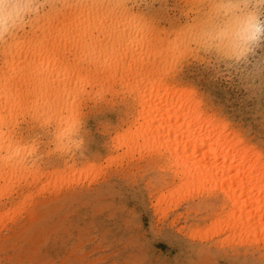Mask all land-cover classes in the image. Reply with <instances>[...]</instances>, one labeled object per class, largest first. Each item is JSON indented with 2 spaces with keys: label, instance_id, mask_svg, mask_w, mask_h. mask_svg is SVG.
Masks as SVG:
<instances>
[{
  "label": "rangeland",
  "instance_id": "rangeland-1",
  "mask_svg": "<svg viewBox=\"0 0 264 264\" xmlns=\"http://www.w3.org/2000/svg\"><path fill=\"white\" fill-rule=\"evenodd\" d=\"M45 2L48 6L43 14H47L48 12V16L54 18L60 10L59 16H57L64 21V23H62L60 20L63 25L66 20V24H70V19L72 20L71 23L73 25L76 23L75 21L73 23L72 18H79L80 15H83L80 14L79 16H73L74 12L79 10L78 8H81L80 10L83 11L82 13H86V16L83 15L86 19L87 12L84 10L88 11L89 9L86 7L91 5L93 13L94 10L95 13H99L97 18L99 20L102 19L101 24L103 26L105 25L104 27H106V29L108 27L106 30L103 26L94 23L95 26L97 25L96 28L99 29L92 27V35L96 37L97 35L95 34H100L102 30L101 27H103V29L106 30V32L102 30V32L104 31L103 38L106 37L107 41L102 38L103 33L101 35L98 34V38L100 37L102 40H105V42H108V40L111 39L109 34H114L111 36L113 39L110 40L113 41L115 46L114 49H118L116 45L118 46V44H120V47L124 42L125 45L129 43L127 48L133 46L134 39L137 37L141 39L140 37L142 34V41L144 40L146 42L148 41V44L150 43L149 45L146 44V47H148L146 49L155 50V53H157H154L156 56L152 54L151 56H154L148 58V61L152 60L154 63L152 61L148 62L147 60L145 62L146 64L143 63L141 72L144 73L143 75L145 76L148 74L145 68L148 69V66H150L151 63L156 65L157 62L162 61L160 65L163 64V60H165L163 57L165 55V48L168 50V47L165 46L172 43L171 46L174 45L172 48H175V43H173L175 42V38L182 37L183 33L181 27L192 19L190 14L193 12L194 6L199 4L201 0H69L77 10L74 7L73 10V8H71L72 6L70 7L71 9H68V5L66 6V4H69L68 0H45ZM76 2L77 5L75 6ZM88 3L91 4L88 5ZM81 5L84 10H82L83 8ZM65 8L67 9L65 10ZM68 10H73V13L72 11L68 12ZM61 11L63 14L71 16H65V19H63L64 15H62ZM49 12L50 14H54L55 12V16L49 15ZM101 13L105 15L102 16ZM60 14L63 16L62 18L60 17ZM49 18L51 19V17L47 18L48 21H45L46 19L41 18V16L35 18L33 20L34 23L32 22L26 30L21 31L19 35H17L18 37L14 36L7 43L0 44V66L2 65L1 67L3 70L6 68L5 64L7 63L15 62L11 65L9 64L10 66H15L14 64H16L17 61H20L17 64L19 65L22 62L24 65V63L26 64L31 60V57L33 58L32 53L34 54V52L28 50L30 46V37H32L33 42L36 41L34 44L37 43L39 45L40 39L48 34V31L52 29V27L54 30L51 35L53 36L54 34V36L58 37V34H55V32L61 28L59 27L60 24L56 23V20L59 22V19L54 18L55 20L52 19V21ZM78 18H74V20H77ZM97 18H95L96 21L98 20ZM43 19H45L43 21L45 25L47 24L46 26L43 24L44 28L42 27ZM82 19L80 21H83L82 23H84V20ZM49 22H52L53 24L51 23V25H49ZM78 23L80 22L77 21V24ZM109 23L110 25H108ZM54 24H57V27H59L58 30L56 29V26H53ZM94 24H92V26ZM36 25L38 27L40 26L42 30L46 27L45 30L48 31L46 32L44 30V32L41 33L40 31H37L41 29ZM48 25L49 27H47ZM133 25H135V28L132 27ZM136 26L138 28H136ZM115 27L117 29H115ZM94 28L98 31L94 30ZM128 28H130V34H128ZM141 28L144 31L146 30V33L141 31ZM31 30L39 35L35 36L33 33L31 34ZM135 30L141 32H138L136 35ZM123 31L128 36L124 34V37ZM56 33H61V30ZM41 34L45 35H42L41 37ZM115 35H118V37ZM120 35H122V39L126 38V40H118ZM27 37H29L28 40H25ZM108 37L109 39H107ZM22 38L23 42L27 41L25 42V44L28 43L27 45H23V42H19L22 45L19 43L15 44L17 39L18 41L20 39V41H22ZM98 38L96 37L95 39L97 40ZM129 38L133 40L130 42ZM92 39L94 38L92 37ZM154 39V43L158 47L153 43ZM118 41L121 43H118ZM144 41L142 43L140 42L141 44H144L141 46V49L145 47ZM135 42L139 43L138 41ZM10 43H13V45ZM34 44H32L33 47H39L37 44ZM20 46L23 47L21 49L22 51H20L21 55L16 51ZM124 46H122V48ZM151 46L153 48H151ZM3 48L4 50L6 49L5 52H7V54L5 52V54L2 53L4 51L2 50ZM124 48L126 49V46ZM24 49H27L30 53ZM36 49L38 50L40 47ZM139 49L140 48H138V50ZM144 49L145 48H143V50ZM12 50L16 51L18 55L12 53L14 52ZM126 50H123V52ZM138 50H134L135 52L133 51V53L140 56V54L138 55ZM169 50L170 51H167L168 53H166L167 55L165 56H169L168 58L171 59L169 55L171 49ZM174 50L171 54L172 62H168L170 60L166 58L168 60H166V63H171V66H175H173V68L168 64H163L164 66H161L162 69L166 66H169L172 69L169 68V72H166L167 74L169 73L168 76L170 77L166 76L167 74L164 73V80L161 89L174 84L179 88L183 87L193 90L196 95H194L195 100H200L198 102H201L200 104L204 111L214 115L215 119L223 120V122L227 124V132L231 133V131H233L232 133H236V136L242 139L245 144L247 143L249 147L259 151L264 160V43H261L260 47L255 50L254 54L248 57L246 62H241L235 65H228L224 62H220L214 55H206L202 52L189 55L181 60L180 52L176 51L178 48H175ZM136 55L133 57L137 59ZM175 57L176 59L174 60ZM4 59L6 62L3 61ZM154 60L158 61L155 62ZM137 62L139 64H136ZM140 63L141 61L137 60L135 62L137 66H139ZM36 65L38 67V63ZM120 65L121 64H116L117 68ZM136 65L134 66L136 67ZM8 66L5 69V71L8 70L6 71L7 74L0 69V75H8L10 69ZM20 66L22 65H19L18 67L20 68ZM117 68L114 67V69H116L115 74L117 77L119 76V79L121 78L120 80H122H117L118 78L116 77L117 84H120L121 82L124 83V80L120 77V75L123 76L124 74L122 75L123 72L118 74L121 70L120 67V71H118ZM20 70H22L20 73L25 75L23 74L25 73V67L20 68ZM133 70L135 71L136 69L134 68ZM104 72L102 77L105 76L106 78L103 77L102 79L101 77L98 79L99 81L94 79L97 75L94 74L96 72L93 73L95 75L94 77L92 75L94 82L97 81L96 83L98 85H95L92 79V92L90 91L91 88L87 89L89 92L84 95L80 103L79 109L76 112V117L74 116L75 121L72 119L71 124L69 125L72 131H67L69 133L64 131L65 134L63 132L64 135H62V137L57 136L56 133L58 130L56 128L53 129L54 125L56 126V123H51L52 120L50 121L49 119L50 122L48 121V124L45 120L40 121V119H44V117L47 119L46 116L39 111V103H42L43 105L42 100L40 102L39 99L41 97V91H39V89L41 90V88L37 87V83L35 84L36 86L31 84L32 81L29 75V77L26 76V78H29L28 81L30 80L29 83L24 76H21L22 78H25L22 79L18 75L16 78L19 82L17 81V83H20V80L22 79L20 85L14 81L10 84L11 86L9 85L8 87L10 89L8 93L11 92L10 94L13 95L18 92L17 90H19V93L23 90L21 91L22 94L17 93L16 97L15 95L13 96L15 99H18V97L21 98V95L24 96V99L19 98V101L17 100L18 104L15 103V100V102L12 100V103L9 102L10 104H7L8 99L4 94V97H6V103L3 102L5 99H2V105H8V111L5 112L10 113L12 117L11 119L13 120L10 121V124L9 122L6 123L5 120V124L7 125L6 127H4L5 124L0 126V135H4L5 139L7 137L9 140L13 139L12 141L14 143L15 139L20 140L21 145L18 141L15 144H11V140V142H9L8 139H6L8 140L6 141L0 136V141H2L0 143V153L3 154L5 148L6 150L9 149V151H11L15 146L14 149L23 150V156L28 160L26 161L23 159L25 167L29 165V167L34 168L37 165L38 169L42 168L37 173H43L46 176H37L38 174L36 175V173L28 174V171H30L29 169L31 168L26 169V167V170H23L20 169V167H17V170L16 168L15 170L18 172L20 169L21 172H18L19 175H17V172L12 173V177L13 174H15L14 177L16 179L13 178L15 179V184L11 179H9L10 183L7 182V178L2 179L3 181L6 180L5 182H7L6 184L8 185V187H6V184L3 186L5 182L3 183V181L1 182L0 180V184L3 183L2 186H0L8 188V190L6 188V190L4 189L6 192H4L3 188L0 190V264H264V251L261 248L260 242L253 245L248 244L249 242L246 241L247 243L245 242L242 245V240L237 238L230 239L231 241L229 240L230 242L228 241V243L225 242V240L223 241V237L226 233H221L216 236L206 235L209 233L208 226H210V228L212 226L210 224L214 220L215 213L219 212L220 207L224 205L219 193L214 195L210 193V190L208 191L209 193L205 192V190L207 191V188H205V190L204 188H200L197 190L198 192H192V195L190 193L187 195L185 194L187 196H185L186 198L189 196L188 199L181 198L183 200H180L171 196L173 199L177 200L174 202L172 201V204L176 202L173 206L170 204L172 198L169 197L170 195H166V192H169V189H172L171 187L174 186L170 174L167 170H160L165 169L163 168L164 164L161 163V161H158L155 155H151L152 158H150L149 154H152L153 152L150 153L151 149L149 148L148 150V147L143 145L145 144L144 141L142 139L138 140L139 142L137 141V146L135 145L137 148L128 151H123L126 148L125 146L119 145V142L122 140L119 141L118 137H115V140H117L114 141V136L123 135L124 133L126 136H130L135 133V130H138L139 126L137 127V122L134 121V118H139L140 115L142 117L144 116L142 114L146 113H143L145 111L140 113L141 110L139 109L141 108L138 107L135 99V89L138 87L135 86L136 88H132L134 87V84L131 85L133 91L128 94V92H130L129 90H131L129 89L130 87L127 92V89H125L127 87L124 86V84L119 85L123 86V88L116 84L115 87L112 86L115 89L113 88V90L111 88V91H113L110 92V88H106L108 87L107 75H109V73H106V75ZM135 74L137 73L135 72ZM135 74L133 72L131 73V81L133 83L136 82H134V76H137ZM152 77L157 79L156 75H149L148 78H146L148 83L149 80H152L153 82L154 79ZM123 78L125 77L123 76ZM23 80H25L27 84H24L25 82ZM105 80L107 82H105ZM135 80L138 81V78L136 77ZM146 80L140 83V87H142L140 90H149L147 87L150 83H147L148 85L145 83L146 85L144 86H146V89L141 86ZM98 82H102V84H100L103 87L100 86ZM14 83L17 87H13ZM93 85L99 88L96 89ZM100 88L103 90L106 88V92H104V90L99 93L100 95L97 94V92L100 91ZM148 88H151V86ZM13 89H15L14 92ZM95 89L97 91L95 92L96 94L93 93ZM120 89H122V91ZM35 90L39 95L34 94ZM27 91L30 92V95ZM32 94L39 97L34 96L35 98H38L37 103L35 102L37 98L32 100ZM53 94L52 96L50 95V100H53V96L56 98L55 95L57 94ZM153 94L155 93L153 92ZM26 96L29 98L31 97L30 99L27 98L30 102L26 100ZM154 98L152 101L153 103L157 101V98ZM22 99L24 101H22ZM31 100L33 102H31ZM25 101L28 105L25 104ZM19 102L24 103H21L20 106ZM35 103L37 104V107H39L38 111L35 113L37 117L33 114L32 109L34 108V110H37L34 106ZM23 104L25 106H23ZM154 105L155 104L152 106L156 107V105ZM152 106L145 108L147 114L149 113L148 111H151L153 108ZM8 107L11 109H8ZM19 107L20 109H18ZM137 113L140 114L137 115ZM27 114L28 116H26ZM147 114L145 116H148ZM3 116H5L4 119L9 120V114L4 113ZM34 119L35 121L37 120L36 123L38 124L35 123ZM144 119L146 120L147 117ZM73 121L74 123H72ZM141 122L144 123V121ZM40 123L41 125H39ZM45 123L46 125H44ZM72 124L77 128L71 126ZM61 126L64 128L63 125ZM134 126L136 129H134ZM131 130H134L135 132H131ZM74 132H76L74 139H77L75 141L71 138L72 133ZM9 135L11 138H9ZM70 141L72 143H70ZM117 141L119 144H116ZM5 143L9 144L7 145L8 147L5 146ZM1 144H4L5 148L3 150ZM29 144L30 147L33 145L32 147L34 148L35 153L31 152L32 147L30 148ZM60 144L62 145V150L60 147H57ZM71 144V148L67 151ZM117 145H119V147ZM138 146L143 148H138ZM55 147L58 148V150ZM24 148L27 149L24 150ZM63 148L65 154H63ZM28 149H30V153L28 152ZM49 149L52 150L53 155ZM47 152L48 154H46ZM27 153L35 155H33V157ZM121 154L122 156H120ZM118 156L120 157L118 158ZM113 161L116 162L113 163ZM32 162H34V165L31 164ZM63 164L66 166L74 164V166L71 165V168L68 166V169L65 171L66 166ZM83 167L84 169H82ZM85 168L89 171L92 170L88 172ZM7 169L8 168H5V172ZM23 172L28 176L24 175ZM20 173L23 174L21 177ZM59 173L62 177L59 176ZM50 175L52 177H50ZM24 178H26L27 181H25ZM52 179L55 180L53 181ZM11 181L13 182L12 185ZM46 183L48 190L46 189ZM11 187L14 190L10 189ZM55 189L60 192H57ZM161 193L165 195L166 200H162L163 202L158 205L157 201H160L159 198L161 196V198H164ZM158 195L160 197H158ZM155 200H157L156 203ZM168 200L169 204L166 202ZM160 205L161 207H159ZM167 205H170V207L168 208ZM191 230L193 232H201L202 235L197 232L196 233L200 236L196 233L195 235ZM190 231L192 233H190ZM202 231L207 233L204 234ZM204 235L206 237H203ZM244 241L245 240H243V242Z\"/></svg>",
  "mask_w": 264,
  "mask_h": 264
},
{
  "label": "bare ground",
  "instance_id": "bare-ground-1",
  "mask_svg": "<svg viewBox=\"0 0 264 264\" xmlns=\"http://www.w3.org/2000/svg\"><path fill=\"white\" fill-rule=\"evenodd\" d=\"M75 1H77V0H75ZM68 2H69V0H68ZM69 4H71V3L69 2ZM69 4H66V6L68 5V7H69L68 9H71L74 7L73 4H71V5H69ZM90 4L91 3H88V5H90ZM76 5H77V2L75 4V6ZM79 6H80V4H79ZM74 8H73V10H74ZM82 8H83V6H82ZM86 8H88L89 10L87 11V10H84V8L82 9V10L87 12L86 19L83 16V15L86 16V13L85 12H84L85 14L82 13L83 11L80 10L81 8H78L79 10H77V8H75L77 11L74 12L75 15L73 14V16H79L80 14H83V15H80L79 18L72 16L73 17L72 18L73 23H74V21L76 22L74 24L75 26L71 23L72 20L70 18L69 19L71 22H69V19H68V22L70 24H66L67 20L65 21L64 25L61 24V22L64 23V21H62L61 19L58 18L60 10H59V13L57 11L58 14L56 13L58 16L57 15L55 16V12H54V14L53 13L50 14V12H49V15H54L55 16L54 18L59 19V22L56 20V23L60 24L59 27H61V28L59 30H61V33L62 32L63 33L62 34L56 33L59 31L58 30L59 27H57V24H54L53 26H56V29L58 30L55 32V34H58V37L54 36V34H53V36L51 35L53 33V30H54L53 27L49 31L45 30L46 29V27H45L44 30L46 32L48 31V34H46V35L41 34V37H42V35H45V36H43V38L40 39L39 45L36 43L40 47V49H38V50L36 48H39V47H36V46L33 47L32 46V44H34L36 41L33 42V39H32V37H30V35L33 33L36 36L37 34L34 33L35 32L34 29H33L34 32H33V30H31L32 32L29 35L30 38L27 37V38H25V40L26 39L28 40V38L30 39V41H29L30 46H29V49L28 48L27 49L29 51L32 50L34 52V54L32 53L33 58L31 57V60L29 62L26 61L27 63L26 64L24 63V65L22 62L19 64V65H22V66H20V68L25 67V73H23L25 75H22L20 73V71H22V70H20V68L18 67L19 65L17 64L20 61H17L16 64H14L15 66H10L11 64H13L15 62L5 64L6 68L10 64L8 66V68H10V69H9V73L7 76H4V74L0 75V95L3 94V95H1V97L2 96L3 97L2 98L0 97V126H3L5 124V120H6V123L9 122V124H10V121L13 120V119H11L12 118L11 114L6 113L8 111L7 110L8 105L4 104V106H6V107H4L2 105V99L4 100L7 97V99H8L7 104L9 102L12 103L11 102L12 100H13V102L16 101L15 103H17V100L19 101L20 97H18V99H15V97H16L17 93L22 94L21 91H23V90H21L19 93V90H17L18 92L17 93L15 92L16 94H14L15 97L13 98L14 95L10 94L11 92L8 93V91L10 90L8 88L9 85L11 83H13L14 81H15V83H17L18 79L16 77L18 75L20 78H22L23 76L26 78V76L29 75L31 77L30 79L32 81L31 84L35 85L37 83L36 84L37 87L41 88V90L39 89V91H41L40 92L41 97L39 98L37 95H34V94H38V93H36V90H35V93L33 92L34 94H32V97H33L32 100H35L38 97L40 99V102H41V100L43 102V105H42V103L41 104L39 103V105H40V108H39V107H37V104H36L38 101V98L36 99V101H35L36 105L34 104V106L36 107L37 110H34V108H32L33 114L36 115L35 113H36V111H38V108H39L40 113H42L48 119L47 120L44 117V119H40V121L45 120V121H47V124H48L49 119H50V121L52 120L51 123L52 122L56 123V126L54 125L53 129L56 128L58 130L56 133L57 136L62 137V135H64L65 132L69 133L70 131H72V129L69 125L71 124L72 119H74V121H75L76 112L79 109L80 103H81L84 95L89 92V91H87V89L91 88L90 91L92 92V84H93L92 79H93V77L97 74L94 79L95 80L97 79V81H99L98 79L101 78L102 75H104L103 74L104 71H105L104 72L105 74L109 73V75L106 74L108 76L107 77L108 80L106 79L108 82L105 80V82H107L109 85L107 84L108 87H106V86H104V87L110 88L109 91L112 92L115 89L114 88L115 85L117 84V81L115 79L117 77L115 74L116 69H114V67L117 68L116 64H121L119 66L121 71L119 70V67L117 68V70L120 71V73H118V74H121L123 72L122 75L124 74L123 76L125 78H123V76L120 75V77H122V79L124 80L123 81L124 83L121 82L120 84H117V85L119 86V85L124 84V86L127 87V88H125V89H127V92L129 89H131V90H129L130 92H128V94H130L133 91L132 88L138 87L137 89H135L136 98L135 97L134 98L136 99L138 107L141 108V109H139V110H141L140 113L145 111L143 113L147 114L145 108L148 106H152L153 104H155L156 107L152 106L153 108L151 109V111L147 110L149 112L147 114L148 116H145L146 114H142L145 117H147L146 120L144 119L145 117L142 116L143 117L142 118L141 115L139 118L138 117H136V119L134 118V121L137 122V127L139 126L138 127L139 129L135 130L136 132L134 130L133 131L131 130V132H135V133H133V134L129 133V134H131L130 136H128V135L126 136L124 133L125 131L122 132V133H124L123 135L122 134L118 135V133H117L118 136H114L113 139H114V141H116L117 139L115 140V137H118V140L119 141L122 140L121 141L122 143L119 142L120 143L119 144L117 141L116 144H119L121 146H125L126 149L123 151H126V150L128 151V150H131L133 148H137V147H135V145L137 146V141L142 139L145 143L143 145L147 146L148 150H149V148L151 149L150 153L153 152L152 154H149L150 158H152L151 155H155L156 159L158 161H161V163L164 164L163 168H165V169H160V170H167L170 174V177L174 183L173 184L174 186L171 187L172 189H169V192H166L167 193L166 195H168V196L170 195L169 197L174 196L175 199L178 198L180 200L188 199L189 196H188V198H186L187 194L190 193L192 195V192H194V193L198 192L197 190H199L200 188H204V190H205V188H207V191L205 190V192H207V193H209L208 191L210 190L211 194H214V195L217 193L220 194L221 199L224 202V205H222L220 207L219 212L215 213L214 220L212 222L213 224L212 223L210 224V225H212L211 228H210V226H208L209 227V233L204 232V231H202V233L203 232H204V234L207 233L206 235H208V236H214V235L216 236V235H219L221 233H226L225 236L223 237V241L225 240V242H227V243L230 239L232 240L233 238L234 239L235 238L241 239L242 245L246 241L249 242L248 244H253V245L260 242L261 248L264 251V160H263L262 154L259 151L254 150V148L249 147L247 145V143L245 144V142L242 139H240L238 136H236L237 135L236 133H232L233 131H231V133L227 132V124L224 123L223 120L221 121V120L215 119L214 115L204 111L201 107V104H200L201 102H198L200 100H198V101H197V99L195 100V98H194L195 93L193 90L183 88L181 86H180L181 88H179L178 86H176L174 84L168 86L167 88L161 89L162 82L164 80V73H166L170 68L169 66H171V63L170 64L166 63L168 61L167 59H169L168 58L169 56L167 57L165 55H167L166 54V53H168L167 51H170L169 49H171V52L169 54L171 59H169L170 61H168V62H172L171 54L173 53V50L175 48L177 49L176 44H175V48H172L174 46V45L171 46L172 43H170V45H168V46H165V47H168V50L165 48V51L166 50L167 51L166 52L164 51V53H165L164 56L162 55L165 59V60H163L165 62V63L163 62V64H168L169 66L164 67L165 69L167 67L168 68L166 70L163 68L165 71L161 68V66L163 64L160 65V63L162 61L157 62L156 65H154L152 63H151V65L147 64L153 68L148 66V69H146L144 67L148 73L144 76L143 75L144 73L141 72L143 63H145L146 60L148 61L149 57H153L155 54H157V53H155V50H151V49L147 50L146 49V48H148V47H146L147 46L146 44H148V41L146 42L143 40L145 43V47H143V48H145V49L144 50H143V48L141 49V46L144 45V44H141L143 42L142 41L143 38H142V34H141V37H140L141 39H139L138 37H137L138 39L137 38L134 39L135 41H138L139 43L134 41L133 46H129V48L130 47H132V48H130V49L127 48L129 43L127 42L128 44L126 43L127 45H125V42H124V44H122L120 47H119L120 44H118V46L116 45V47L118 49H114L115 46L113 44V41H110L111 39H113L111 36H113L114 34L111 35V33H110L109 35H110L111 39L108 40V42H105L106 37L103 38L104 37L103 32L104 31L106 32L108 27L106 29V27H104L105 25L103 26L101 24L102 19L99 20L97 18V15H99V13L98 14L95 13V10H94V13H95L94 14L92 11L91 5L87 6ZM66 9L67 8H65V10ZM73 10H71L72 13H73ZM71 11L68 10V12H71ZM61 13H62V11H61ZM68 14H70V13H68ZM62 15H64V17ZM62 15L60 14V17L61 18L63 17V19H65V16H67L66 14H63V13H62ZM94 15H96V16H94ZM104 15L102 14V16H104ZM68 16L70 17L71 15H68ZM130 16H132V15H130ZM48 17H51V19L49 18L50 20L54 19V18H52V16H48V12H47V14L44 13L43 15H41V18L46 19V20L45 19L42 20V27H43V24H44V26L47 25V24L45 25V23L43 21L44 20L48 21V19H47ZM74 18H78V19L74 20ZM95 18L98 19L97 21L99 23L95 20ZM81 19L84 20V23H82L83 21H80ZM60 20H61V22H60ZM77 21H79L81 23V25L82 24L83 25L81 26L80 23L77 24ZM123 22H121V23H123ZM51 23L52 22H49V25H51ZM94 23H97V25H99V26L101 25L106 29L105 30V29H103V27H101L102 30H104L103 32H102L101 28H100V30H101L100 34L95 32V33H97V34H95V35H97L96 36L97 38H98V34L101 35L103 33L102 38L105 40H102L100 37H99L100 39L98 38L96 40L95 39L96 37L94 35H92V27L96 28V26H97V25L95 26ZM38 24H39V22H38ZM92 24H94V25L92 26ZM49 25L47 27H49ZM77 25H79V26H77ZM108 25H110V23ZM36 26H35V28H36ZM127 26H129V25H127ZM132 27L135 28V25H133ZM140 27H139V29H140ZM142 27H144V26H142ZM31 28H33V27H31ZM38 28H40V26ZM95 28H94V30L99 29V28H96V29ZM112 28H114V27H112ZM130 28H131V26H130ZM130 28L127 29L128 34L131 33V32H129ZM136 28H138V27L136 26ZM40 29L41 30H37V31H40L41 33L44 32V30H42V28H40ZM109 29H111V28H109ZM115 29H117V28L115 27ZM149 30H150V28H149ZM96 31H98V30H96ZM124 31H126V30H124ZM141 31H144V30H142V28H141ZM141 31H136V35L138 34V32H141ZM40 32H38V33H40ZM133 32H134V30H133ZM124 34H126V33L124 32L123 35ZM115 36L118 37V35H115ZM92 37L95 40L92 39ZM117 37H116V39H117ZM124 37H125V35H124ZM23 38H22V41H20L21 39L19 41L17 39L18 42L16 41L15 44L19 43V42H23ZM35 38H37V37H35ZM107 39H109V37ZM120 39H122V35H120V38L118 40H120ZM122 40L124 41V40H126V38H124ZM131 40H133V39L129 38L130 42H131ZM25 42H27V41H25ZM25 42H23V45L25 44ZM119 42L120 41H118V43ZM154 42H155V39H154L153 43ZM156 42H157V40H156ZM114 43H116V42H114ZM132 43H133V41H132ZM132 43H131V45H132ZM173 43H175V42H173ZM10 44L13 45V43H10ZM19 44H21V43H19ZM27 44L28 43H26L25 45H27ZM36 44H34V45H36ZM124 45L126 46L127 50L124 48L125 47ZM122 46H124V47L122 48ZM152 46H151V48H153ZM22 48L23 47L20 46V48L18 50H16V49L15 50L18 52V54H20L21 53L20 51H22L21 50ZM121 48H122V51H121ZM138 48L141 49V52H140V49L138 50ZM27 49H24V50L26 51ZM2 50H4V48ZM5 50L3 52L2 51L1 52L4 53ZM123 50H126V51L123 52ZM134 50L135 51L138 50L139 53H138V51H137V53H138V55L140 54V56H137L136 53H133ZM12 51H14V50H12ZM16 51H14L12 53L15 54ZM25 51H23V52H25ZM158 51H156V52H158ZM176 51L178 52V50H176ZM35 52H37V53H35ZM5 53L7 54V52H5ZM132 54H135L137 59L134 58L135 55H132ZM152 54H154V55L151 56ZM174 54H175V50H174ZM160 58H162V57H160ZM175 59H176V57L174 58V60ZM134 60H135V62H136V60L141 61L140 65L137 66L136 64H139V63L137 62L135 64ZM3 61H5V59ZM154 61L156 62L158 60H154ZM37 63H38V67L40 69L37 67V65H36ZM39 64H40V66H39ZM134 65H136V67ZM1 66H0V69H2ZM173 66H175V65H173ZM173 66H171V68H173ZM133 67L136 69L135 71L133 70L134 69ZM131 68H133V69H131ZM5 69L4 70L2 69V70L5 71ZM100 70L103 72H101ZM131 70L134 74H135V72L137 73L135 75H137L136 77L138 78V81L135 80L136 77L134 76V78H135L134 82L136 81L135 83H133L131 81V76L133 75V74L131 75V73H132ZM3 71H2V73H3ZM6 71H8V70H6ZM6 71H5V73H6ZM126 71H127V73H126ZM94 72H96V73H94ZM168 74L166 76H168ZM92 75H93V77H92ZM149 75H156V77H157V79H154V77H152L155 80V81L153 80V82H152V80H149L150 85H148L149 83L146 80V78H148ZM28 77L26 79H27V82L29 83L30 80L28 81V79H29ZM103 77L106 78L105 76H103ZM103 77H102V79H103ZM168 77H170V76H168ZM25 78H22V79H25ZM117 78H118L117 80L121 79V78L119 79V76ZM14 79H16V80H14ZM94 79H93V82H94ZM102 79H101V81H102ZM21 80H20V83H21ZM132 80H133V78H132ZM145 80H146V82H144L143 85H141V86H143L145 88L146 86H144V85H146L148 83L147 84L148 87L151 86V88L147 87V89H149V90H145L146 89L145 88L144 89L145 91H143V90H140L142 88V87H140V83H142ZM23 81L25 82L24 84H27L25 80H23ZM97 81L94 82L95 85H98L96 83ZM120 81H122V80H120ZM20 83H17V84L20 85ZM100 83L102 84V82H100ZM103 83H104V81H103ZM14 84H13V87L16 86V84L15 85ZM101 84H100V86H102ZM133 84H134V87L131 86ZM95 85H93V86L96 87ZM103 85H105V84H103ZM28 86H29V84H28ZM112 86H114V87H112ZM119 87L123 88V86H119ZM10 88H12V87H10ZM18 88H19V86H18ZM23 88H26V87H23ZM31 88H32V86H31ZM98 88L96 87V89H98ZM111 88L112 89L114 88V89L111 91ZM15 89H17V88H15ZM15 89H13V92L15 91ZM32 89L34 90V88H32ZM96 89L93 92L94 94H96L95 92H97ZM101 89L102 88H100V91L97 92V94H99L100 92H103L105 90V89L104 90L102 89V91H101ZM120 90L122 91V89H120ZM123 91H124V89H123ZM104 92H106V90ZM153 92L155 94H153ZM27 93H29V95H30L29 91H27ZM4 94L6 97H4ZM52 94L53 95L57 94V95H55L56 98L53 96V98H52L53 100H50L51 99L50 95L52 96ZM21 96H22L21 98L24 99V96L23 95H21ZM28 96H26L25 98H26V100H28L30 102L29 99L31 97L29 98ZM34 96H37V97L35 98ZM154 97L157 98V101H155L153 103L152 101H153ZM27 98H29V99H27ZM23 99H22V101H24ZM32 100H31V102H33ZM5 101H6V99L3 102L6 103ZM21 103H24V102H21ZM21 103L19 102V105ZM25 104H27L26 101H25ZM23 106H25V105L23 104ZM9 107H8V109H11ZM18 109H20V107ZM24 109H27V108H24ZM80 109H81V107H80ZM19 111H22V110H19ZM4 113L9 114V120L4 119L5 118V116H3ZM26 113H27V111H26ZM140 113H137V115ZM21 115H19V116H21ZM26 116H28V114ZM35 117H37V115ZM6 118H7V115H6ZM39 118H40V116H39ZM42 118H43V116H42ZM35 119H37V118H35ZM35 119H34V121H35ZM36 121H35V123H36ZM74 121L72 123H74ZM141 121H144V123H142ZM77 122H75V123H77ZM36 124H38V123H36ZM6 125L7 124H5L4 127H6ZM39 125H41V123ZM44 125H46V123ZM61 125H63L64 128L66 126V128L65 129L62 128ZM30 126H31V124H30ZM71 126H74V124H72ZM76 126H77V124H76ZM74 127H73V129H74ZM75 128H77V127H75ZM134 129H136V127ZM67 131H69V132H67ZM63 132H64V134H63ZM8 134H9V132H8ZM1 137H2V139H5L4 135ZM1 137H0V139H1ZM5 137H7V136H5ZM9 138H11V136ZM69 138H70V136H69ZM6 139H8V137ZM18 139H20V138H18ZM68 139H66V140H68ZM113 139H112V141H113ZM8 140H6V141H8ZM10 140H9V142H11L13 139L11 141ZM17 141L20 143V140L15 139V143ZM1 142L2 141H0V143ZM12 142H11V144H15L14 142L13 143ZM25 143H26V141H25ZM70 143H72V142L70 141ZM242 143H244V144H242ZM7 145H9V144L5 143V146H7ZM20 145H21V143H20ZM66 145H67V143H66ZM119 145H117V146L119 147ZM241 145H242V147H241ZM1 146H2L1 148L3 150L5 148L4 144L3 145L1 144ZM32 146L33 145H31V147ZM71 146H72V144L70 145V147L68 146L69 148L67 147L68 148L67 151L71 148ZM114 146H115V144H114ZM141 146H142V144H141ZM141 146H138V148H140ZM145 146H144V148H145ZM14 147L11 151H9L8 148H7L8 150H6V148H5V152H3V154L0 153V180H1V182L3 181L2 179H5V178L8 179L7 180L8 183H10L9 179H11L14 182V180L16 178L14 177L15 174H13V177H12V173L17 172L16 171L17 167L18 168L20 167V169H23V170L31 168V169H29L30 171L27 170L29 172L28 174L36 173V175L38 174L37 176L45 175L43 173H37L40 169H42L40 167H39L40 169H38L37 165L34 168L29 167V165H28V166H26L27 167L26 168L23 164V159H25L23 156V150L20 149L21 150L20 151L19 149L15 148L16 150H19V151H16L14 149ZM29 147H30V144H29ZM57 147L58 148L60 147V149H61L62 145L60 144ZM58 148H56V149L58 150ZM65 148H66V146H65ZM141 148H143V147H141ZM26 149L24 148V150H26ZM56 149H53V150H56ZM34 151L35 150L32 147L31 152H34ZM50 151L52 152V150H50ZM0 152H1V150H0ZM28 152L30 153V149H28ZM63 152H64V148H63ZM31 154H28V155H31ZM46 154H48V152ZM63 154H65V152ZM146 154H147V151H146ZM33 155H35V154H33ZM33 155H31V156H33ZM52 155H53V152H52ZM58 155H60V154H58ZM22 156H23V158H22ZM25 156H27V155H25ZM120 156H122V154ZM120 156H118V158ZM72 157H73V155H72ZM26 161H28V160H26ZM34 162H32L31 164H33ZM114 162H116V161H113V163ZM31 164H30V166H31ZM109 164H111V163H109ZM63 165H65V164H63ZM71 165L74 166V164H71ZM71 165H68V166L70 167ZM68 166H66L65 171L68 169ZM5 168H8L6 172H5ZM15 168H16V170H15ZM86 168H88V167H86ZM20 169L18 172H21ZM82 169H84V167ZM82 169H81V171H82ZM54 171H56V170H54ZM63 171H64V168H63ZM86 171L90 172L88 169H86ZM18 172H17V175H19ZM52 172H53V170H52ZM84 172H85V170H84ZM48 173H49V171H48ZM23 174L27 175L24 172H23ZM23 174L20 173V177ZM79 174H80V172H79ZM59 176H60V173H59ZM10 177H12V178H10ZM20 177H18V178H20ZM50 177H52V176L50 175ZM60 177H62V176H60ZM69 177H70V175H69ZM69 177H68V179H69ZM13 178H15V179H13ZM26 178H24L25 181H27ZM64 178H66V177H64ZM55 179H52V180L54 181ZM5 181H3V183ZM12 181H11V185L13 184ZM7 182H5L4 184L2 183L3 186ZM61 183H63V182H61ZM77 183H78V181H77ZM2 184H0V185L2 186ZM14 184H15V182H14ZM34 184H36V183H34ZM52 184H53V182H52ZM52 184H50V185H52ZM43 185H45V184H43ZM54 185H55V183H54ZM1 186H0V190H1V188H3V190H4L6 187H8L7 184H6V187H1ZM14 186H12V187H14ZM12 187L10 189H13ZM6 189L8 190V188H6ZM46 189L48 190L47 183H46ZM5 190H4V192H6ZM57 192H60V191H57ZM159 195H158V197H160ZM161 197L159 198L160 201L155 200V203L157 201L158 205L166 200L165 195H163L164 198H161ZM171 198H170L171 200L169 199L171 202L170 204L171 205L176 204V202L172 204V201L174 202L177 200L173 199V197H171ZM181 198H183V199H181ZM156 199H158V198H156ZM169 200L166 202L168 203ZM163 204H166V203H163ZM161 205L159 207H161ZM164 206H166V205H164ZM169 207H170V205L168 206V208ZM165 211H166V209H165ZM191 231H190V233L193 232V231L192 232ZM196 232L194 231L193 233L195 234ZM198 234H201V232ZM198 236H200V235H198ZM203 237H206V236L204 235ZM194 238H195V236H194ZM210 239H211V237H210ZM237 239H236V243H237ZM241 240H240V242H241ZM243 240H245V241L243 242Z\"/></svg>",
  "mask_w": 264,
  "mask_h": 264
},
{
  "label": "clouds",
  "instance_id": "clouds-1",
  "mask_svg": "<svg viewBox=\"0 0 264 264\" xmlns=\"http://www.w3.org/2000/svg\"><path fill=\"white\" fill-rule=\"evenodd\" d=\"M47 6L45 0H0V44L26 30ZM190 15L175 38L181 60L202 52L235 65L264 43V0H201Z\"/></svg>",
  "mask_w": 264,
  "mask_h": 264
}]
</instances>
